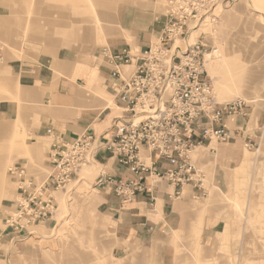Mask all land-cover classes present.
<instances>
[{"label":"rangeland","instance_id":"obj_1","mask_svg":"<svg viewBox=\"0 0 264 264\" xmlns=\"http://www.w3.org/2000/svg\"><path fill=\"white\" fill-rule=\"evenodd\" d=\"M207 1L191 19L189 26L195 28L187 39L190 44L203 42L209 51L216 50L211 52L206 70L217 100H243L241 114L249 111L253 121L262 124L252 134L254 142L244 147L243 168L233 171L222 191L211 181L209 168L213 164L209 157L199 149L193 152V162L200 164L195 166L205 174L208 193L196 197L187 187L194 218L185 231L167 242L172 250L168 262L264 264V0ZM149 5L161 12L167 9L166 0H0V103L9 102L18 110L17 118L0 119V264L138 262L129 243L126 253H112L119 245L96 222L91 203H73L75 190L84 181L69 186L67 194H56L57 210L45 221L48 223L34 226L32 234L8 227L6 219L16 209L19 195L8 170L24 164L37 181L48 175L33 133L40 115L49 113L53 98L21 88L20 71L42 65L59 82L66 74L57 70V60H70L65 66L70 74L80 68L95 70L101 61L96 59L98 48L115 34L122 35L119 21L127 7L141 10ZM42 26L53 30L42 32ZM99 78H91L86 86L78 81L82 97L77 94L73 99H91L95 108L114 110V89ZM31 94L36 96L34 100ZM97 169L85 167L81 176L92 182ZM204 228L207 234L202 237ZM27 248L28 255L24 256ZM160 258L151 253L144 257V264H158Z\"/></svg>","mask_w":264,"mask_h":264},{"label":"built area","instance_id":"obj_2","mask_svg":"<svg viewBox=\"0 0 264 264\" xmlns=\"http://www.w3.org/2000/svg\"><path fill=\"white\" fill-rule=\"evenodd\" d=\"M166 2L157 43L145 51L128 46L117 54L107 46L99 49L114 89L116 116L110 131L102 136L86 132L65 143L53 128H47L45 135L54 141L48 176L36 183L21 165L8 170L19 191L16 209L6 219L8 227L32 234L34 226L51 219L57 210L56 194H67L69 186L82 181L107 189L124 203H132L140 194L155 202L154 184L159 182L174 188L169 198H179L186 186L196 196L207 195L205 174L195 166L192 154L208 141H229L223 122L241 114L245 103L217 100L206 70L216 50L187 39L195 28L189 26L191 19L208 1ZM99 152L113 159L128 177H113L98 168L92 182L84 180L82 169L97 167Z\"/></svg>","mask_w":264,"mask_h":264},{"label":"crops","instance_id":"obj_3","mask_svg":"<svg viewBox=\"0 0 264 264\" xmlns=\"http://www.w3.org/2000/svg\"><path fill=\"white\" fill-rule=\"evenodd\" d=\"M164 14L165 12L158 11L154 5H149L147 9L141 10L132 9L131 6H128L123 18L119 21L122 35L115 34L105 46L109 47L113 54L119 53L128 46L139 51L147 50L161 37ZM51 30L53 28L42 26V32H50ZM47 40L49 39L47 38ZM99 57L97 56L96 59ZM69 62V59L56 61L57 70L66 74L60 78L59 82L54 74H49L48 68H43L42 65L26 72L20 71L19 76L21 88L35 90L41 96L51 95L53 98V105L49 113L40 115L38 127L33 133L35 144L41 153L40 158L48 170V174L50 172L48 159L54 141L45 135L47 128H53L63 142L71 143L86 132L96 136L108 133L111 122L116 116V112L108 106L101 109L93 107L95 101L91 99L85 100L83 98L84 102L73 99L77 94L82 97L78 81H82L86 86L91 78L100 79L99 77H102L105 83L112 84L103 60L101 59L95 70L89 71L80 68L73 70L72 74L65 69ZM93 63L90 62L92 65ZM30 97L33 100L36 98L32 94ZM86 103L88 107H84ZM17 117L18 110L15 106L9 102L0 103L1 120H11ZM260 124L262 122L253 121L252 113L249 111L247 114L242 113L227 117L223 122V127L229 131L230 140L227 142L208 141L197 148L201 153H206L211 164H213L209 168L210 177L219 191H222L224 186L229 184L233 171L243 168L245 163L244 147L248 143L254 142L252 137ZM198 162L196 160L194 164L197 165ZM96 165L97 168H101L110 176L128 177V174L103 152L98 153ZM21 166L24 168L27 177L36 183L42 182L48 176L37 181L29 175L24 164ZM83 185L86 187L88 185V188ZM187 187L190 186L183 187L179 198H169V195L173 194L174 188L164 182H159L154 184L155 202L152 203L147 194H140L132 203H124L107 189L94 188L85 182L79 185L78 190H75L76 196L73 198V203L79 206H82L83 201L87 204L91 203L89 208L94 209L93 215L96 222L100 227L107 229L119 245V248L112 250L113 254L126 253L125 249L128 248L129 243L136 250L138 259L136 264H144V257L147 258L151 253H157L161 256L158 264H169L172 250L167 242L174 234L185 231L194 218L193 215L191 216L192 201L189 198L190 194H188ZM192 192L195 194L193 190ZM208 221L205 218L206 224ZM46 223L48 222L42 224ZM206 231L204 228L202 237L207 234ZM42 237L46 238L47 236L40 238ZM27 252H29V248L23 250V254L26 253L24 256L28 255Z\"/></svg>","mask_w":264,"mask_h":264},{"label":"bare ground","instance_id":"obj_4","mask_svg":"<svg viewBox=\"0 0 264 264\" xmlns=\"http://www.w3.org/2000/svg\"><path fill=\"white\" fill-rule=\"evenodd\" d=\"M264 7V6H263Z\"/></svg>","mask_w":264,"mask_h":264}]
</instances>
